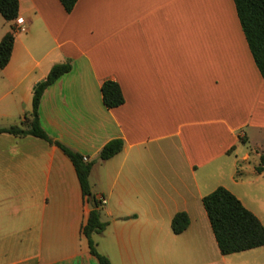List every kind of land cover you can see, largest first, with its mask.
<instances>
[{"label": "crops", "instance_id": "1", "mask_svg": "<svg viewBox=\"0 0 264 264\" xmlns=\"http://www.w3.org/2000/svg\"><path fill=\"white\" fill-rule=\"evenodd\" d=\"M22 21L0 68V128L28 129L35 86L51 67L39 121L92 161L105 199L93 234L111 264H264V246L222 254L202 198L223 186L264 226V76L233 0H19L0 40ZM112 79L124 102L107 108ZM112 139L122 150L102 160ZM242 143L250 146L247 148ZM91 209L56 144L0 132V264H98L82 234ZM188 227L174 233L173 216Z\"/></svg>", "mask_w": 264, "mask_h": 264}, {"label": "trees", "instance_id": "2", "mask_svg": "<svg viewBox=\"0 0 264 264\" xmlns=\"http://www.w3.org/2000/svg\"><path fill=\"white\" fill-rule=\"evenodd\" d=\"M66 12H71L78 0H59ZM236 12L245 35L248 47L254 62L261 75L264 76V0H233ZM0 14L7 22H12L19 14V0H0ZM14 27L0 40V68H4L11 56L15 31ZM71 70V63L54 64L47 77L34 88L32 111L27 121L28 129L19 126L0 128V132L14 135L30 134L42 138L50 144H56L71 160L86 203L92 204L88 218L82 226V234L88 241L90 254L96 257L98 264H111L109 258L96 249L93 234L101 233L108 222L101 219V207L95 195L91 192L89 174L92 161H85L83 156L69 147L53 141L40 125L39 102L44 89L54 83L61 75ZM102 100L107 108L120 106L124 102L120 85L112 79L103 81L101 85ZM123 141L112 139L108 141L99 153V158L106 160L122 150ZM262 166L256 170H264V157H261ZM202 204L207 212L210 224L215 235L219 250L222 254H231L260 246H264V226L258 217L248 210L242 202L223 186L202 198ZM189 217L185 212H177L171 221L174 233L183 232L189 225Z\"/></svg>", "mask_w": 264, "mask_h": 264}, {"label": "built area", "instance_id": "3", "mask_svg": "<svg viewBox=\"0 0 264 264\" xmlns=\"http://www.w3.org/2000/svg\"><path fill=\"white\" fill-rule=\"evenodd\" d=\"M14 31H15V33L16 32H25L26 31V26L23 24L22 21H19L17 26L15 27ZM84 160L87 161L86 158H84ZM95 198L99 201V205L100 206H103L105 204V202H106L104 197H102V196H97Z\"/></svg>", "mask_w": 264, "mask_h": 264}, {"label": "rangeland", "instance_id": "4", "mask_svg": "<svg viewBox=\"0 0 264 264\" xmlns=\"http://www.w3.org/2000/svg\"><path fill=\"white\" fill-rule=\"evenodd\" d=\"M241 145H243V146H245V147H247V148H250V146H248V145H246V144H244V143H242Z\"/></svg>", "mask_w": 264, "mask_h": 264}, {"label": "water", "instance_id": "5", "mask_svg": "<svg viewBox=\"0 0 264 264\" xmlns=\"http://www.w3.org/2000/svg\"><path fill=\"white\" fill-rule=\"evenodd\" d=\"M88 206L90 209H92V204L90 202L88 203Z\"/></svg>", "mask_w": 264, "mask_h": 264}]
</instances>
